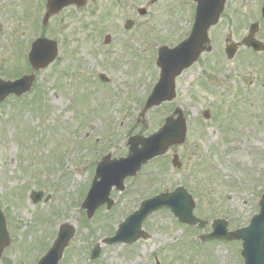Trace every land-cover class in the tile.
<instances>
[{
	"label": "rangeland",
	"instance_id": "1",
	"mask_svg": "<svg viewBox=\"0 0 264 264\" xmlns=\"http://www.w3.org/2000/svg\"><path fill=\"white\" fill-rule=\"evenodd\" d=\"M263 1L228 0L220 23L211 31L212 37L216 38L215 51L204 53L200 59L202 63L192 66L176 81L177 96L172 102L150 110L146 114L147 126L137 125L134 130L143 134L155 131L159 117H165V112L174 106H181L189 126L187 141L178 148L184 170H162V161L152 163L149 169L159 173L154 181L143 174L135 183L126 182V193H111L118 199L114 206L110 210L98 208L86 224L82 222L85 210H79L93 178V166L99 153L104 152L100 146L101 143L106 146L103 142L105 132L111 125L113 138L118 137L115 144L107 146L112 156L126 153V142L116 145L124 139L122 135H127L123 130L136 119L140 111L137 108L156 81L158 69L155 71V54L151 48L161 39L153 36L145 51L146 41L141 35L143 40L132 41L138 47L129 43L128 49H123L115 27L122 24L127 8L112 5V0L88 1L82 8L68 7L53 16L44 26V33L58 41L60 59L37 70L35 78L39 83L38 91L41 90L45 97L44 111L33 105H23L27 101L17 105L19 102L10 98L0 107V195L6 192L4 187L8 188L0 198L9 207L4 213L15 228L0 264H34L48 247V240L54 238L57 225L64 220L75 226L76 233L70 242L69 259L61 264H167L166 258L172 260L171 264H237L239 247L236 242L198 244L193 240L192 228H180L168 211L154 213L146 224L144 222V228L150 234L148 239L121 247L120 244H103L97 260L89 262L87 259L92 246L115 229L142 199L180 184L193 192L197 201L195 213L209 221L206 230L211 220L218 217L227 218L230 229L241 227L257 210V189L264 187V53L259 57L240 47L236 56L228 60L224 39L231 35L234 42H240L247 34L249 24L259 19ZM45 2L0 0V77L11 79L13 68L24 71L28 44L43 31L41 18ZM178 20V26L185 28L173 35H165L167 40L175 42L185 36L184 30L188 26L182 24L180 17ZM37 23L41 24L39 29ZM105 33L117 39L109 52L104 51L107 47L102 40ZM14 37L16 44L9 48ZM259 39L264 42V26ZM5 55H11L10 59L6 60L7 56L2 60ZM126 59L134 61L130 63ZM212 64L219 67L218 74L212 72L215 69ZM65 72H68L67 77L63 76ZM98 72L110 76L112 82L108 85L114 92L96 89L97 93L91 96L96 88L92 80L107 86L99 82ZM204 78L213 82L208 90L199 85ZM116 80L126 87L125 92L122 89L116 92ZM248 80L256 81L255 86H249ZM66 88L70 90L67 92ZM104 92L117 93V96ZM237 94L241 100L235 105ZM205 109L210 110L212 116L211 135L205 125H199ZM90 110L94 111L90 113ZM215 113L220 115L219 130L223 131L225 142L214 129L218 122ZM4 121L8 124L3 125ZM226 141L235 144L228 146ZM67 147L74 149L75 156L67 164H61L60 161L66 160L63 154ZM214 148L217 154L211 152ZM60 167L68 174L61 177L59 173L54 177ZM22 181L27 182L23 184ZM34 186L49 190L52 198L48 193V199L32 205L29 192ZM195 193H201L203 203L199 204ZM68 207L78 211L71 212ZM63 208H67V214L59 212L64 211ZM30 216L34 219L33 228L29 227ZM194 231L200 233L199 228L195 227ZM186 240L188 244L184 246ZM181 246H184L183 253L177 250H181Z\"/></svg>",
	"mask_w": 264,
	"mask_h": 264
},
{
	"label": "water",
	"instance_id": "2",
	"mask_svg": "<svg viewBox=\"0 0 264 264\" xmlns=\"http://www.w3.org/2000/svg\"><path fill=\"white\" fill-rule=\"evenodd\" d=\"M217 1V2H216ZM75 3L77 5L84 4V0H49L48 7L49 11L46 15L47 17L54 12L59 11L62 7ZM224 3V0H203L202 5L198 8V14L196 18L195 28L191 36L185 40L183 43H181L178 47L172 50H162L160 62L159 64L162 66V68L165 67L164 73L162 74V81L158 86V89L162 92L163 89H167L165 92H163L162 97L158 98H150L148 101V106H151L155 103H160V101L163 99V97L169 93L168 98H172V89H173V80L174 77L180 73V71L190 65L199 55V53L203 50V44L207 41V29L209 26L217 21V17L220 13V9L222 7V4ZM46 21V20H45ZM251 37L246 38L244 40V43L253 45L256 49L259 48L257 45H260L258 43L252 44ZM230 52V56H232L233 49L228 48ZM57 49H56V43L53 41H49L46 39H39L33 44V49L30 54V59L34 65L35 68L44 67L48 63H50L56 56ZM170 74V76H169ZM32 82V77L24 78L16 82H0V86H3L2 88V96H5L6 94L10 92H16V93H23L27 91L30 87V83ZM184 135V125L181 124L179 126V136L176 140L171 139L169 137V140L163 144L164 148L159 151V148L157 151L159 153L163 152V150L173 141L179 142L182 140V137ZM168 139V138H166ZM165 139V140H166ZM157 153L156 151L153 152H146L144 156L145 159H149L151 155ZM141 154V153H138ZM134 160V161H133ZM137 161V156L131 155L129 159H126L124 161L117 162L115 164H103L100 165V168L98 169V176L102 177V181L95 183L96 188L95 191L98 189L100 190L101 186H103L104 182L106 181V178H109L111 176H116L119 174V172L127 166L128 164H132V162ZM135 164V163H134ZM121 168L120 170H118ZM138 168V167H137ZM103 195L97 196V199H101ZM92 200V191L90 192L86 205L91 207V212L94 209V207L97 205L92 206L91 204ZM103 200H100V202ZM99 202V203H100ZM168 204L172 206L173 210L177 212L178 215H180L183 219L188 220L189 222H195L197 219L191 214V210L193 208L192 203H188L187 206L185 204L177 203L175 206L171 205V199H167L164 196L156 197L151 200L145 201L141 208L134 212L127 220L122 224L120 230L118 231L117 235L111 239L110 241H116V240H126V241H134L136 240L140 233V221L141 219L149 213L151 210L156 209L162 205ZM187 207H189L187 209ZM71 231V230H70ZM252 231V226L247 229H242L234 234L240 237L241 235H246L248 238L250 236L249 233ZM62 237V235H61ZM228 237H230L228 235ZM246 238V240L248 239ZM252 242V241H251ZM260 247L264 246V235L259 239ZM8 243V236L5 231V227L3 222L0 220V255L2 252V249L4 245ZM62 243V246H61ZM65 239H59L57 242V246L59 249L64 247L65 245ZM247 246V244H246ZM248 250L251 251L250 247V241L248 242ZM259 251V250H258ZM53 255V253H52Z\"/></svg>",
	"mask_w": 264,
	"mask_h": 264
},
{
	"label": "flooded vegetation",
	"instance_id": "3",
	"mask_svg": "<svg viewBox=\"0 0 264 264\" xmlns=\"http://www.w3.org/2000/svg\"><path fill=\"white\" fill-rule=\"evenodd\" d=\"M123 2L127 8L125 21L131 20L132 24H137L141 34L158 31L160 34L173 35L179 30L180 14L188 18L194 17V0H123ZM115 30H122V27L116 26ZM218 71V66L212 70L214 73Z\"/></svg>",
	"mask_w": 264,
	"mask_h": 264
}]
</instances>
